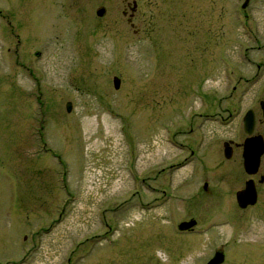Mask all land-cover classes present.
<instances>
[{"label":"rangeland","instance_id":"rangeland-1","mask_svg":"<svg viewBox=\"0 0 264 264\" xmlns=\"http://www.w3.org/2000/svg\"><path fill=\"white\" fill-rule=\"evenodd\" d=\"M243 1L0 0V264H206L217 247L264 264L261 223L203 207L202 177L171 167L197 91L263 83L264 0Z\"/></svg>","mask_w":264,"mask_h":264},{"label":"flooded vegetation","instance_id":"flooded-vegetation-1","mask_svg":"<svg viewBox=\"0 0 264 264\" xmlns=\"http://www.w3.org/2000/svg\"><path fill=\"white\" fill-rule=\"evenodd\" d=\"M128 18L131 21V14ZM254 65L257 70L262 66L260 62ZM262 76L239 75L232 84L226 77L220 88L213 85L197 91L187 105L185 128L171 132L173 137L184 135V143H178L184 157L171 163V167L190 163V177H202L196 194L203 207L228 208L242 226L249 228L260 222V228L251 227L255 233L250 242L264 246V80L256 85ZM190 220L194 223L178 228L180 222ZM196 224L194 218L188 217L175 227L180 233H190ZM216 251L223 254L217 263L221 264L224 252L217 247L211 256Z\"/></svg>","mask_w":264,"mask_h":264},{"label":"water","instance_id":"water-1","mask_svg":"<svg viewBox=\"0 0 264 264\" xmlns=\"http://www.w3.org/2000/svg\"><path fill=\"white\" fill-rule=\"evenodd\" d=\"M132 6H131V10L134 8L135 6V2L132 1ZM247 3V0H244L243 3L241 4V7H244ZM104 11V8L103 7H98L95 11V14L100 16ZM130 15V14H129ZM128 22H130V19L128 18L127 19ZM130 25H132V23H129ZM38 52L36 51L35 54H37ZM112 85H113V88H117L118 85H119V79L116 77V76H113L112 77ZM70 107H71V103L70 101H66L65 102V110L68 112L70 110ZM260 152V149L259 150H256L255 151V155L258 154ZM194 223V220H190V221H182L178 224V228L179 229H183L184 227H187L188 225H191ZM223 254L220 252V251H216L214 252V254L211 256V258L207 261L206 264H217L219 262L222 261V257Z\"/></svg>","mask_w":264,"mask_h":264},{"label":"bare ground","instance_id":"bare-ground-1","mask_svg":"<svg viewBox=\"0 0 264 264\" xmlns=\"http://www.w3.org/2000/svg\"><path fill=\"white\" fill-rule=\"evenodd\" d=\"M260 155V154H259Z\"/></svg>","mask_w":264,"mask_h":264}]
</instances>
